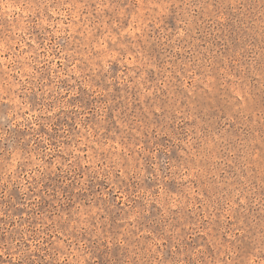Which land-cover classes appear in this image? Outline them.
<instances>
[{
	"label": "rangeland",
	"instance_id": "rangeland-1",
	"mask_svg": "<svg viewBox=\"0 0 264 264\" xmlns=\"http://www.w3.org/2000/svg\"><path fill=\"white\" fill-rule=\"evenodd\" d=\"M0 264H264V0H0Z\"/></svg>",
	"mask_w": 264,
	"mask_h": 264
}]
</instances>
